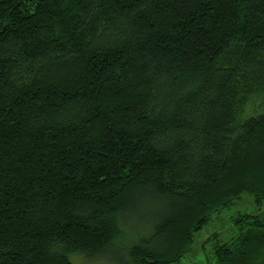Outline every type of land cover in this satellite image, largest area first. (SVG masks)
<instances>
[{
  "label": "trees",
  "instance_id": "16d2710c",
  "mask_svg": "<svg viewBox=\"0 0 264 264\" xmlns=\"http://www.w3.org/2000/svg\"><path fill=\"white\" fill-rule=\"evenodd\" d=\"M264 203V0H0V264H74L148 200L135 264ZM216 264H264V212ZM217 236V234H215Z\"/></svg>",
  "mask_w": 264,
  "mask_h": 264
},
{
  "label": "rangeland",
  "instance_id": "374dc122",
  "mask_svg": "<svg viewBox=\"0 0 264 264\" xmlns=\"http://www.w3.org/2000/svg\"><path fill=\"white\" fill-rule=\"evenodd\" d=\"M147 201L137 205L131 213L120 220L121 234L111 245L94 254L72 253L70 254L72 262L74 264H135L129 254V248L139 240L138 237L142 233L150 229L153 213L160 208L159 203ZM263 212L264 203L258 204L252 194H243L230 207L215 213L212 220L195 234L192 250L180 264H216L214 246L217 237L221 242H226L238 232L233 218L240 213Z\"/></svg>",
  "mask_w": 264,
  "mask_h": 264
}]
</instances>
